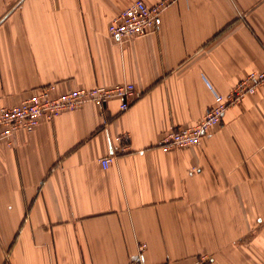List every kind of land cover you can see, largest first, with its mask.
Returning a JSON list of instances; mask_svg holds the SVG:
<instances>
[{
	"label": "crops",
	"instance_id": "1",
	"mask_svg": "<svg viewBox=\"0 0 264 264\" xmlns=\"http://www.w3.org/2000/svg\"><path fill=\"white\" fill-rule=\"evenodd\" d=\"M133 1L0 0V109L49 85L140 92L0 142V264H264V83L199 144L160 145L264 70V0H176L149 35L111 37Z\"/></svg>",
	"mask_w": 264,
	"mask_h": 264
},
{
	"label": "built area",
	"instance_id": "2",
	"mask_svg": "<svg viewBox=\"0 0 264 264\" xmlns=\"http://www.w3.org/2000/svg\"><path fill=\"white\" fill-rule=\"evenodd\" d=\"M175 1L159 0L153 5H148L143 0H134L112 17L108 24V33L111 37L120 40L149 35L161 24L163 11ZM262 83H264V70L253 71L239 80L228 93H214L215 103L205 110L200 119L194 124L168 132L163 136L160 145L175 149L199 144L206 132L220 123L228 107L240 104ZM139 97L140 92L130 82L76 88L58 95L53 94L52 85L39 87L32 90L21 103L0 109V142L10 145L18 131L32 132L42 121H50L63 111L75 109L87 102L103 104L118 101L119 111L124 112ZM120 140V137L115 138V141ZM113 159L112 155H108L100 158L99 162L102 168H107ZM207 260V255H200L187 264H205ZM125 264L139 263L137 260H131Z\"/></svg>",
	"mask_w": 264,
	"mask_h": 264
}]
</instances>
